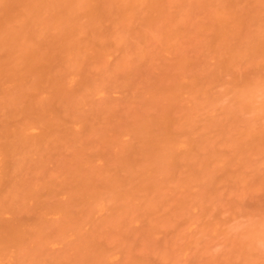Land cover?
Wrapping results in <instances>:
<instances>
[{"label":"rangeland","instance_id":"1","mask_svg":"<svg viewBox=\"0 0 264 264\" xmlns=\"http://www.w3.org/2000/svg\"><path fill=\"white\" fill-rule=\"evenodd\" d=\"M220 1L223 4L225 2V0H161L159 1L161 5L158 6V9L151 10L150 13L144 9L136 18L119 24H114L111 17L107 18L105 16L100 28L93 30L89 28L88 34H85L86 42H90L89 39H91L92 42L97 44V47L102 46L105 55L92 59L80 58L79 61L74 62L76 64V68H74L76 83L75 86L74 83L72 84L74 89H71L70 97L72 99L78 97L79 99L83 95H86L82 102H85V104L80 105L74 100L70 101L64 115L65 118L66 116L84 118L86 120L85 127L79 131L77 129L80 127H76L78 131L76 134L78 135L79 133L81 141L85 143L88 141L97 142L96 146L103 149L105 145L103 144L104 136H109L108 140L110 141L111 139L110 142L113 145L116 137L120 136L119 133L122 131L123 126L136 123L141 115H160L163 108L167 105L174 108V115L180 118L187 114L192 105V109L197 105L200 111L194 116V137L199 138L202 135H207L210 141L207 145L196 149L190 161L193 164L205 161V158L212 156L213 148L218 150L219 154L222 155V159L219 160L220 162L213 163V179L211 178L210 181L208 176L209 180L206 181L205 179L203 180V177H195L193 181H190V169L187 166L188 161L185 165L177 166L174 178L166 182L161 196L149 199L151 204L146 199L145 193V197L141 193L135 200L131 201V205L127 206H123L118 202L110 206L107 199H104L98 205L96 204L97 207H94L97 208V211L94 210L93 219L89 215L88 218L90 220L87 219V221L86 212L87 214L88 212L89 214L92 213L93 204L88 201L77 202L75 197L73 198L74 195H66L68 192L74 194L73 184L69 180L71 179L69 175L60 171L61 167L71 162L70 160L74 155L73 153H75L76 145L80 141V138L74 134L75 138L78 137V140L75 139V142L73 138L70 142L73 141L72 143H76V145H64L62 148H60L61 146L59 148L55 146V150L50 153L52 155L48 156L49 159L47 157L43 158L45 161L40 160L42 158L40 155L36 157L38 154H34L32 161L37 158L35 160L36 165L31 162L29 169L26 170L24 176L22 175L23 181L21 184L25 185L21 188L22 196L30 194L29 190L27 194L25 193V188H28L29 184L30 187L28 189L31 190L32 194H35L34 189L37 193V189L42 188L44 185L43 189H41V195L39 189L40 197L37 194L34 196H36V200L39 198L42 200L40 201L39 199V202L35 204L39 205L42 202L40 208L43 204V208L45 206V209H42L43 211L40 210L35 204H32V201L34 202L35 200L23 196V198L25 197V204L22 203V208L25 206L26 209L21 208V211L18 207L19 211L16 208L17 211L15 212L14 206L13 211L16 216L15 218L19 216L18 219H26L29 223L25 224L24 222L25 226L23 223V225L21 223L18 224L21 225L18 226L21 230H24L25 227L30 229V236L28 235V238L24 233L26 239H28L27 244H29V247L32 239L33 245L31 247L40 246L38 243L37 245L35 244L36 246L34 245V241L38 240L39 237L36 238L35 232L37 231H33V224H35L38 215L41 217L44 212L45 215L42 218L47 215L45 220L51 215H53L51 216L53 220L58 216L56 222L54 221L55 227L53 222L50 223V218L48 219V223L51 225L42 222L48 227V231L43 227L46 233L54 231V233H51L52 237L49 234L50 239L48 240L57 236L55 234H57L58 230L56 233L55 230L58 229V226H61V230L59 231L61 232V236L58 234V238L60 236V239H63L65 243L61 242L63 240L60 241L58 239L57 241L54 239L52 243L51 240V244L49 243L48 246L45 244L46 248L42 249V251L39 250L43 255L38 250V254L37 252L35 253L33 247V251L30 252L31 256L30 253L26 255L27 251L26 249L24 251L23 247L22 252L25 255L23 254V258L22 256L19 258L18 255L16 256V253L13 256L11 254L14 253L11 252L14 240L11 244L9 243L10 241H7L12 247L9 244H5V247L7 246L8 248L9 246L11 251L9 253L7 248H0V251H4L1 253L4 259L0 255V264H44L46 263L45 259L50 264V259L51 262L53 261V255H56L54 260L57 258L59 260V262L54 261L53 264H57V262L58 264H74L76 263L75 257H72L75 256L73 255L74 250L70 247L72 246L76 252L77 247L75 246L78 245V248L82 247L83 252L86 253L84 248L88 249L87 247L93 246L92 243L95 242V246L97 244L100 246L102 243L103 248H107L109 252L105 254V249L102 250L103 248L100 247L105 256L102 254V256L98 255L96 257L97 252L95 253L96 249L94 250L93 248V251L89 250V252L91 251L90 254L87 252L91 261L88 257H84L83 253L81 254L82 251H79L80 253L77 254L80 258L76 256V259L80 260V262H83V258L84 260L88 259L89 263L86 261V264H93L94 259L99 260L98 262L95 261V264H102L100 258L102 260H104L103 258H108V264H264V137H262V140L253 137L249 145L243 144L241 139V132L246 129H253L257 133L264 134V109L259 108L260 103L264 101V89L257 96L256 105L253 109H243L236 101L235 91L241 81L240 79H242V83L240 84H244L246 81L249 84L250 81L253 83L261 76L264 78V63L260 60L258 62L246 60L240 63L238 67H235V70L233 69L232 71L231 69V72H225L221 75H217L216 72L219 66L217 63L221 61L220 50L224 53L229 47H235L236 45L243 46L246 43L245 39L246 41L248 40L246 38L247 35L250 34L249 36H252L264 24V0H242V2L239 0L240 4H238L237 11H239L242 18L244 17L241 20L243 25L240 23L243 27L239 34L236 31L235 33H231V36L229 35L225 38V42L223 38H220L219 35L217 36L218 32L214 28L215 10ZM112 10L115 9L111 8ZM238 28L240 29L241 27L238 26ZM238 28H236L237 32L239 31ZM99 39H102V42H99ZM237 40L240 41L241 45L237 44ZM228 41L231 42L230 45H228L230 43ZM242 41L244 42L242 43ZM219 47L220 49L218 50ZM65 66L66 64L57 63L55 69L59 73L65 72ZM186 76L199 79V84L194 91L195 95L191 96L193 99H190V96L188 98V93L183 90L184 97L181 93V96L174 99V102L164 100L162 97L163 90L185 84L186 80L182 79ZM86 81H89L90 86L87 90L83 91L84 85L81 87L78 84L79 82L84 84ZM207 122L210 124L207 125V130H204L203 127ZM35 131L37 133L38 129ZM124 136H126L125 132L121 134L123 140L126 138H130L131 140V136L127 135L126 138ZM108 148L107 146L106 149L108 150ZM92 149L95 151L94 148ZM108 151H102V154L99 152L100 157L96 158L99 156H97L98 150L96 148V153L92 152V155L94 153L93 157H95V160L94 158L92 159L94 161L92 164L108 163V160H102L103 155L106 152V157L107 153H109ZM111 153L113 154V152ZM88 156L89 151L87 158L90 157ZM214 157L212 156L208 161L211 162L215 159ZM111 163L113 165V161ZM14 172L16 173V171ZM51 174L55 175L56 179L60 177L58 183V179L57 181L56 179L54 180L52 175V178L44 181L41 180L43 182L40 181L41 183L36 184V181L39 182V178L42 179V176H45L44 178L46 179ZM12 175L10 173L8 178L9 176L10 178L15 176ZM159 175L158 173L156 176L159 179L162 178V175ZM4 176L0 174V180H4L7 183L8 179ZM10 178L9 185L11 186L12 182L15 183L14 178L16 180V177L12 181H10ZM198 179H201V181ZM19 180L20 177L16 183L19 184ZM63 180H66L67 182L64 181L66 182L65 184L69 183L67 186H72V188L68 187L66 189L64 187L66 191H63L61 184L62 189H60L59 183H62ZM53 183L59 185L60 188ZM201 183H205L206 185ZM46 185L49 189L46 188ZM21 186L18 185L19 188ZM51 186H55L56 189L61 190L55 197L52 193L56 189L53 188L54 190L52 189V191ZM7 187L4 191H8ZM14 187L15 190L19 189L16 186ZM22 190L25 192L23 193ZM63 192H65L67 197ZM18 193L19 195L16 194L13 197L9 196V194L5 195V197L8 196L9 198L7 199L8 202L9 200H12L14 203V200L18 201L16 207L20 203L17 200L20 199V192ZM48 193L52 196L48 195ZM60 194L63 197L61 199H63L64 210H72L71 212H75L74 215L71 212L66 213V218H64L63 214L65 213L59 210L60 207L58 209L59 212L57 211V207L55 206H60L57 203L60 200ZM2 195L4 196V194ZM70 196L71 199H75V203L73 201V207L76 206L75 208H72V203L66 204ZM64 197L67 199L66 201ZM138 198L139 200H137ZM5 201H1V203L4 202V207L7 205V201L6 204ZM88 203L90 204L89 206ZM82 204L86 208L80 207ZM116 205H120L123 214L119 210L120 208H116L114 214H118L119 212V214L124 215L123 217L118 214V217L120 216L118 218L117 214H112L113 211H111L110 207L113 209ZM11 206H6L5 209L11 211L9 210V208L13 209V206ZM76 208L78 210L81 208V210L78 212ZM46 210L50 213H46ZM82 210L85 213H82ZM37 211L38 213H41V211L43 213L37 214ZM13 213L5 211L4 214H0V218L2 219L3 215L9 218V215L12 216ZM102 214V218L105 217V219L103 218V223L100 220ZM111 214L112 216H110ZM54 215H56L55 218ZM126 215L128 216L125 217ZM108 216L112 220H109L110 217ZM76 217H79V220L78 218L77 220L80 225L87 222L93 226L91 225L90 227L88 224H85V226L82 225L83 227H81L83 230H79L80 226L76 225L77 223H75V226H72L74 223L71 220H76ZM97 217L99 224L103 225L100 226L97 222L95 226L94 223L97 221ZM7 218H4V221H2L5 225H12V219L10 220L9 218L8 222L10 223L8 224ZM20 219L18 221H21ZM94 219L96 220L93 221ZM31 220L34 221L31 222ZM65 220L69 222H65ZM106 220H109V223L108 221L104 223ZM113 220L114 223H110ZM58 221L63 225L57 224L59 223ZM14 222L16 225L17 221L14 220ZM36 223H38V229L43 226L38 221ZM30 224L33 228L30 227ZM65 226L68 227H66L67 231L66 228H62ZM84 228L88 229L89 242L83 238L84 235L82 236L85 231ZM77 230L79 232L76 233L79 234H75ZM91 230L95 231L94 236H92L93 232ZM63 231H66L67 234H62ZM27 232L29 231L27 230ZM95 233L98 234V237L97 235L95 236ZM84 234L87 236V233ZM25 235L23 236L25 237ZM49 236L46 237L44 242L47 241ZM29 237L31 238L30 242ZM83 240L84 242H82ZM58 241L60 243H57ZM17 242L18 240L14 243V246ZM41 246L44 247L43 244ZM66 247L70 249L66 251ZM17 248L20 249L16 245L14 250ZM27 250L28 252L30 251L29 248ZM32 252H34L33 255ZM64 252H66L65 255ZM67 253L69 254L66 255ZM98 253L100 254L99 251ZM4 254L6 255L5 257ZM93 254L94 257H92ZM34 255H36L35 258L37 260L40 256L43 259L41 258L39 262H35L36 259L34 258V261H32ZM106 259L103 261V264H106ZM78 260L77 263L79 262ZM117 260L118 263H116Z\"/></svg>","mask_w":264,"mask_h":264},{"label":"bare ground","instance_id":"2","mask_svg":"<svg viewBox=\"0 0 264 264\" xmlns=\"http://www.w3.org/2000/svg\"><path fill=\"white\" fill-rule=\"evenodd\" d=\"M159 1L161 0H0V174L1 176L2 175L4 176L5 174L4 177L8 179L7 183H5L4 180H0V188L2 191V193L0 191L1 193L0 200L7 201V199L9 198L8 196L5 197V195L9 194V196L13 197L16 194L19 195L18 192H20V199H17L20 201V203L17 207L16 205L18 204V201L16 202V200H14L15 203L12 200L11 201L9 200V202L7 201L6 206L8 207L11 205L13 206V209L9 208V210L11 211L6 210L5 209L6 206L5 207L3 206L4 202L1 203L0 201V205L3 206V209L2 206H0V214H4L5 211L9 213H13L14 206H15V212L17 211L16 208L18 209L19 207V209H21L22 203L25 204V197L28 199L35 200L34 202L32 201V204L39 202V199L40 201H42L41 198L36 200L35 199L36 196L34 195L36 194L39 195V189L41 195L42 194L41 189H43L44 185L42 188L37 189V193L36 190L34 189L35 194H32L31 190L28 189L30 187L29 184L28 188H25L26 192L23 190L22 192L23 193L25 192L27 194V191L29 190L30 194L23 195L25 196L24 198L21 194V188L25 186L22 185L23 183L21 184V182L23 181L24 173L26 172V170L29 169L30 163L32 162V164L33 163L35 164V160L37 159L36 157L39 155L40 157H42V158L39 157L41 161L44 160L43 158L45 157L48 158L49 155L51 156L52 154L50 153L53 150H55L56 148L55 146H58V148L60 146H61L60 148H62L64 145L74 146L76 145V143L74 144L72 142L73 141L76 142V140H78L77 138L78 137L80 138L79 133L78 135L76 133L80 129L81 130L82 128L84 129L86 120L84 118H77V117H73V118L67 116L66 118L64 117L67 111V106L70 101L74 100L76 101V103H79L80 105L85 104V102L84 103L82 102L84 101L86 95H83L79 99L78 97H74V99L70 97L71 95L70 92L72 91L71 89L72 88L74 89L72 84L74 83L75 86L76 83V80L74 79L76 76V73L74 72V68H76V64L74 62L79 61L80 58L92 59V58L102 57L105 55L102 46L97 47V44L92 42L91 39H89L91 43L86 42L85 34L88 32V29L92 28L93 30L100 28L105 16H107V18L111 17L113 19L114 24L115 23L119 24L136 18V16L140 15L141 11L144 9L150 13L151 10L153 11L158 9V6L161 5ZM240 2H242V0ZM238 4H240L239 0H225L224 4L222 3V1L218 2V7H216L214 28L218 32L217 36L219 35L220 38H223L224 42L226 40L225 38H227L229 35L231 36V33L233 32L235 33L236 31V33L239 34L240 31L242 30L243 22H241V20H243L244 17L242 18L239 11H237ZM111 8L115 10L111 11ZM240 23L242 25H240ZM238 26L241 28L239 29ZM236 28H238L239 30L238 32ZM249 35H247L246 38L248 40L246 41L245 39L246 43L243 46H237V45L235 47L228 46L229 49L227 51H225L226 50L225 49L224 53L220 50L221 61L220 63H217L219 65L216 70L217 75H221L225 72H231L230 71L231 69L232 71L233 69L235 70V67H238L240 63L246 60H249L251 62H258L260 60L264 63V24L258 30H256L252 36ZM231 41L233 42V40ZM99 42H102V39H99ZM237 42H238L237 44L241 45L240 41L237 40ZM243 42L244 41H242V43ZM230 44L231 42L228 43V45ZM226 48H227V44H226ZM219 49L220 47L218 48V50ZM217 53L219 55L218 51ZM217 58L219 60L218 56ZM57 63L66 64L65 72L59 73V71H56L55 68ZM263 68H264V64H263ZM80 79L82 80L81 77ZM182 80H186V83L183 85H178V86H174L173 88L163 90L164 93L162 97L164 100H166L167 102L169 100L174 102V99L180 97L181 93L183 94L184 92L183 90H185L188 93L187 95L188 98L190 96V99H193L191 98V96L195 95L194 91L196 89V86L199 84V79L195 77L193 78L191 76H186ZM240 80H241L240 83H242V79ZM247 82L248 81H246V83L244 82V84H240L239 82H237L239 84L238 87H236L235 89L236 101L242 106L243 109L246 108L253 109L256 105L255 102L257 96H259L261 91L264 89V78L263 76H261L253 83L250 81V83L248 84ZM78 85H80L81 87L82 85H84V87L82 88L84 91L87 90V88H89L90 83L89 81L84 82V84L79 82ZM192 107L188 110L186 115L180 118L174 115V108L168 107L167 105L163 108L160 115L159 114L157 116L150 114L141 115L136 123L134 124L130 123L123 126L122 131L119 133L120 136H118L119 134L117 135L118 137L115 136L116 141L115 143H113V145L112 142H110L111 139L110 141L108 140L109 136H104L103 144L106 145V146L104 145L105 149L96 146L97 142L88 141L87 143H85L84 141H81V138L79 139L82 142V145L80 141L78 142L79 144L77 143L76 150L74 151L75 153H73L74 155L70 160L71 162L65 165L64 167H61L60 171L61 173L69 175V178H71L69 180L73 184L74 194L72 192H68L66 195H72V196L74 195L73 198L75 197L77 202L88 201L93 204L92 213L89 214L88 212L87 214L86 212L87 215L86 220L87 219L90 220L91 217L93 219L92 216L94 215L93 212L94 210L97 211L96 210L97 208L94 207H97L96 204L98 205V203L102 202L104 199H107L110 206L115 205L116 204L115 202H118L123 206L124 205L127 206L131 203L132 200H135L136 197L141 195V193L143 194V197H145L144 196L145 193L148 202L149 199L160 197L163 189L166 186L165 185L166 182L174 178L175 170L177 166L185 165L186 163H188V161L189 163L187 166L190 169V174H189L190 181H193L195 177L196 178L203 177V180L205 179L206 181L209 180L208 176L210 178V181L211 178L213 179L214 177L212 175L213 174L212 168H214L213 163L220 162L219 160L222 159V155L219 154L218 150H216L215 148L212 149V156H215L214 157L215 159L212 160L211 162L208 160L211 159L212 156L210 158L208 157L205 158L204 159L205 161H200L196 163L197 165L191 163L190 161L196 149L207 145L210 141V138L207 135H202L199 138L194 137L195 134V133L193 134V132H195L193 130L194 116L197 115L200 110L197 107V105L194 106L193 109ZM259 108L264 109V101L260 103ZM207 121L209 120L207 119ZM208 124L210 123L209 122H207V124L205 123L206 127L204 125L203 127L204 130L205 129L207 130ZM74 127H75V131H74ZM76 127H80L79 129H77L78 131L76 130ZM37 129L38 131L36 133L35 130ZM124 132L126 134L124 138H126L127 135H129L131 136V140L130 138L128 139L126 138L127 140L126 139L123 140L121 134ZM74 134L75 136L78 137L75 138ZM241 136H242L241 137L242 143L245 145H249L251 144L250 141L252 140L253 137L254 138L257 137V139L260 138V140H262L264 134L257 133L253 129H246L243 130V132H241ZM71 139H73L72 142H70ZM107 146L110 148V149L108 148L109 151L106 149ZM95 147L98 150L97 156L99 155L96 158L100 157L99 152H101V154L102 151L109 152L107 153L106 157H105L106 155L105 152V154L103 155L104 157L102 158V160L103 159L108 160V163L92 164V162H94L92 161V159L94 158L95 160V157H93L94 153L92 155V152L96 153ZM92 148H94L95 151H93ZM88 151L90 156V157L88 156L89 158H87ZM111 152H113V154ZM34 154H38V155H36L35 157L36 159H33L34 161H32V158H34ZM112 161H113V165L111 163ZM139 165L140 167H138ZM14 171H16L18 175H16ZM21 171H23V173H21ZM19 172L21 173V175ZM10 173L13 174L12 176L15 175L14 177H16L15 180L14 177H11L12 178L11 179L9 176L10 181H12L13 178L15 181V183L13 182L11 183V186L9 185V178H8V175H10ZM158 173L162 175V178L159 179V177L156 176ZM52 175L53 174H51L50 177L47 176L46 179L44 178L45 176H42L44 179L39 178L38 179L39 182L36 181V184L41 183L44 180H48V178H52V177L55 180L56 179L54 177L55 175L53 176ZM19 177L20 180L18 184L16 183V181L18 182ZM57 179L56 181L58 183L60 177ZM198 180L201 181V179ZM64 181L66 180H63L62 183H59L60 187L62 184L63 191H66L68 187L72 188V186H67V184L69 183L65 184L67 181L66 182ZM201 184L206 185L205 183H201ZM18 185L19 186L22 185V186L19 188ZM59 185L55 184V186H58V188H60ZM6 186H8L7 187L8 191L5 190L6 191L5 192L4 189H6ZM14 186H16V188H19L20 190L19 189L15 190ZM55 186H51V190L55 188ZM62 187L60 189H62ZM64 187L66 188L65 190ZM46 188L49 189L47 185ZM58 188L57 189L55 188L56 190L53 189L54 193H52V195L54 194V197L55 195L60 193L59 191H61L58 190ZM63 193L65 195V192ZM2 194H4V196ZM49 194L50 193H48V195ZM52 195L50 194V196ZM47 197L48 196L46 191V198ZM59 198L60 200H58L59 202L57 203L60 204V206L58 205L55 207H57L56 208L57 211L60 207L59 210L65 213L63 215L65 216L64 218H66V213L68 214L72 210L71 211H67V209L64 210L63 207L64 203L62 204L63 199H61L63 197H61V194L59 195ZM70 199L71 196L68 202H66V204L72 203V208H75L76 206L73 207V201L75 203V199L74 200L71 199L72 202ZM64 200L66 201L67 199L65 198ZM137 200H139V198ZM41 203L42 202H40L39 205L35 204L37 208H40ZM52 205L51 207H53ZM83 205L84 204H82L80 207L86 208L85 205L84 206ZM89 205L90 204L88 203V206ZM24 208L25 206L22 209ZM116 208L118 209L120 208L119 210L122 211L120 205H116L114 206L113 209L110 207L111 211H113L112 214H114ZM42 209H45V206L43 208V204L40 210ZM80 210L81 208H79V210L76 208V211L79 212ZM42 211L41 213H43ZM41 213H38L37 211V214H41ZM46 213L49 214L50 212L47 211ZM71 213L74 215L75 212H71ZM82 213L85 212H83L82 210ZM103 214L106 215V213L104 212ZM103 214L101 215V219H100L102 221L101 223H103V218L105 219V217L102 218ZM112 214L110 216H112ZM13 215H14L13 217L14 219L12 218ZM13 215L12 216L9 215L10 220L12 219L11 220L12 225H5L3 219L4 218L6 219L7 218L6 216L4 217L3 215L2 219L0 218V243L2 242L0 246L4 245L0 248L3 249L7 248V246L5 247V244L6 245H8L9 243L11 244L13 240H14V242L12 243L13 247L12 245L9 244L10 247H12L13 250L16 245L20 247V249L17 248L14 251L13 250L11 251L10 247L8 246L7 249L9 253L10 251L14 252L11 253L12 256L13 254L16 253V256L18 255L19 258H21L22 256L23 258L24 257L23 256L24 253L22 252L23 247H24L23 250L25 251L26 249L27 251L26 255H28L31 251H33V248L35 249L34 250L35 253L37 252V250L42 251V249L46 248V245L47 246L49 245L51 240L52 243L54 239H56V241L57 239L60 241L63 240L60 239L61 232L59 231L61 230V226L57 225L58 227L57 226L56 227L58 229L56 230L54 228L55 227L54 221L56 222V219L58 217L56 215H54V218L56 216L54 220L53 217H51L53 215L48 217V219L50 218L49 219L50 223L52 222L54 223L53 228L55 230V233L57 230L59 233L57 232V234H55L57 236H55L53 239L51 238V240H48L52 235L51 233H54V231L51 233L47 232L48 234L44 231L43 227H45L46 230L48 229V227L45 226L44 223L49 222L48 219L45 220L46 219L45 217H47V215L44 218H42L45 215L44 212L42 214L43 216L40 215L41 217H39L38 215L37 217L38 220L35 217L36 221L40 222V224L43 225L42 227L38 229V223H36V221H35L36 225L33 224L34 228L30 224V227L33 228V231L34 232L37 231L39 233L38 235V233L35 232L36 238L37 237L39 238L38 240L34 241V245L35 244L37 245L38 243L40 246L38 245L35 246L38 248L40 247V249L38 248L36 249V247L33 246H32L33 248L31 247V245H33L32 243L33 239L31 241L30 240L31 238L29 237V242L31 241L30 242L31 250H30L29 244H27L28 239H26V235L28 238L30 229H27L25 227L24 230H21L18 227L21 226L18 225L19 223L21 224L22 223L24 224V222L25 224H29V223L27 222L26 219L21 220L19 218L22 222L18 221L19 216L15 218L16 217L15 213H13ZM89 215L90 218H88ZM119 215L122 217L124 216L121 214ZM120 216L118 218H120ZM127 216L128 215H126L125 217ZM9 218H7L8 224L10 223L8 222ZM77 218L79 220V217H76V220ZM96 219L97 221L94 223L95 226L99 220L98 217ZM96 219H94L93 221H95ZM14 220L17 221L16 225L15 222L13 223ZM76 220L74 221L71 220L74 223V224L72 223L73 224L72 226H75V223H77L76 225L80 226L79 230L81 229L83 230V228L81 227L85 226V224H88L86 222L85 224L82 223L80 225L78 220L77 222H75ZM109 220H112L111 217ZM109 220H106V222L104 223H107V221L109 223ZM114 220L112 222L110 221V223H114ZM32 221L34 220H31V222ZM65 222H69V221L65 220ZM57 224H60V222ZM48 225L51 224L48 223ZM88 225L91 227L92 224H88ZM98 225H100L99 222ZM66 227L67 226L62 228H66ZM27 230L29 232H27ZM79 230L75 231V234H79L76 233L79 232ZM84 230L86 232L84 231L82 236L84 235L83 238L85 240H88L87 242H89L90 238L88 237L89 234L88 229L86 230L84 228ZM66 231H63L62 234L66 233ZM42 232H44L43 233L44 236L43 235L40 236ZM92 232H93L92 236H94L93 234L95 231ZM84 233H87V236ZM58 234H60L59 238H58ZM23 235H25V237ZM96 235L98 237V234L95 233V236ZM48 236L49 238H47V241L44 242V240H46V237ZM15 239L18 240L17 243H19L20 245L16 243V245L14 246V243L16 242ZM4 240L5 242L3 243ZM41 240L43 243L41 242ZM7 241L10 242L8 243ZM61 242H64V240ZM82 242H84V240ZM21 243L23 245L22 247H21ZM57 243L60 242L58 241ZM41 244H43L44 247L41 246ZM92 245L94 247L86 246L88 249L84 248V250H86V253L83 252L82 247H80L82 250L78 248V245L75 246L78 248V250L76 248V252L75 249L72 248V246L70 247L72 250H74L73 255L75 256H72L73 258L75 257L76 263L74 264H82L83 262L84 264H86L85 262L88 261V259L84 260L83 258V262H80V260L76 259V256L78 257L77 254L80 253L81 251H82L81 254L83 253L84 257L85 256L88 257V253L90 254L91 252V251L89 252V250L91 249L93 251V248L94 250L96 249L95 250V253L97 252V255H95L96 257L98 255L102 256L103 254L102 250L104 249H105V254H107L106 252H109L107 248H103L102 243L100 244V246L98 244L97 246H95L96 242L92 243ZM100 247H102L103 249L101 248L102 249L101 250ZM27 248H29L30 250L29 252ZM70 248L66 247L65 250L67 251V249ZM19 251L20 253H18ZM98 251L100 252V254L98 253ZM3 252L4 251H0V255L2 258H3L2 256L3 254L1 253ZM34 252H32V255ZM41 253L42 252H40V254ZM65 253L66 252H64V255ZM69 253H67L66 255H68ZM94 254L92 255V257H94ZM5 256L6 255L4 254V257ZM53 256L54 258H52L51 256V258L53 259L52 262L51 259L48 257L50 259V264H53L54 261L59 262L58 258L54 260L56 258L55 257L56 255ZM35 257L36 255H34L32 261H34ZM41 258L42 257L40 256L39 259L41 260ZM35 259L37 260V258ZM39 259L37 261L35 260V262H39L40 261ZM67 259L69 260V258ZM100 259L103 264V261H105L106 258H103L104 260H102V258ZM107 259H106V264H108ZM77 260L79 261L78 263ZM89 260L91 261V258H89ZM118 260L116 263H118ZM95 261H97V259L96 260L94 259V262ZM45 262L46 263L44 264H48L46 259ZM94 262L93 264L96 263ZM126 264H130V263H126Z\"/></svg>","mask_w":264,"mask_h":264}]
</instances>
